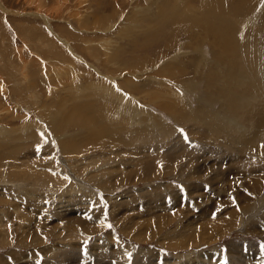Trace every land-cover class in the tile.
Wrapping results in <instances>:
<instances>
[{
	"label": "rangeland",
	"instance_id": "374dc122",
	"mask_svg": "<svg viewBox=\"0 0 264 264\" xmlns=\"http://www.w3.org/2000/svg\"><path fill=\"white\" fill-rule=\"evenodd\" d=\"M0 92V264H264V0H0Z\"/></svg>",
	"mask_w": 264,
	"mask_h": 264
},
{
	"label": "bare ground",
	"instance_id": "6f19581e",
	"mask_svg": "<svg viewBox=\"0 0 264 264\" xmlns=\"http://www.w3.org/2000/svg\"><path fill=\"white\" fill-rule=\"evenodd\" d=\"M214 13V12H213ZM213 13L211 14V15H209L208 17H207V20H206V22H207V24H208V26H210V25H212V27H214L215 29H217L218 31H220V33L223 35L222 36V38H225V40H228L229 41V44L231 43V39L230 38H228L226 35H227V33H228V31H229V26L227 25L226 26V30H224V31H222L221 29H222V25H225V23L227 22V21H232V16H231V14L230 13H224V14H222L221 13V17L218 15V14H215V15H213ZM217 13V12H216ZM73 17V16H72ZM216 22H218V23H216ZM212 23H216V25H213ZM219 27V28H218ZM25 64V63H24ZM250 88V87H249ZM252 89V88H251ZM1 92H0V96H1ZM3 97V96H2ZM6 99V98H5ZM7 100V99H6ZM7 109V108H6ZM14 111V110H13ZM264 111V110H263ZM261 118V117H260ZM259 118V119H260ZM262 120V119H261ZM258 122H260V121H258ZM263 122V121H262ZM261 122V123H262ZM245 123V122H244ZM256 123V122H255ZM250 125V124H249ZM248 126V125H247ZM263 126V125H262ZM254 127V126H253ZM261 133V132H260ZM94 136V135H93ZM240 138V137H239ZM233 139H236V138H233ZM238 140V139H237ZM240 140V139H239ZM238 140V141H239ZM237 141V142H238ZM246 141V140H245ZM252 141V140H251ZM240 142H242V141H240ZM246 143H249V140H248V142L246 141ZM243 144V143H242ZM250 144V143H249ZM252 144V143H251ZM244 146V145H243ZM247 146V145H246ZM251 146V145H250ZM254 148V147H253ZM239 155V154H238ZM253 167V166H252ZM250 171H252L251 169H250ZM258 173V172H257ZM246 174V173H245ZM241 176V175H240ZM205 213V212H204ZM208 214V213H207ZM210 216V215H209ZM204 220V219H203ZM221 225H223L222 223H218V226H217V223H216V225L213 227V229H215L216 228V226L218 227V228H220V226ZM226 227V226H225ZM221 229V228H220ZM256 231V230H255ZM218 232V231H217ZM220 232V231H219ZM201 233V232H200ZM68 247H70V246H68Z\"/></svg>",
	"mask_w": 264,
	"mask_h": 264
}]
</instances>
